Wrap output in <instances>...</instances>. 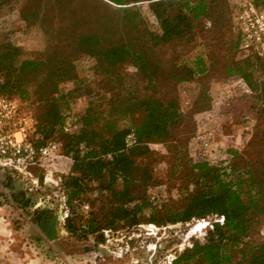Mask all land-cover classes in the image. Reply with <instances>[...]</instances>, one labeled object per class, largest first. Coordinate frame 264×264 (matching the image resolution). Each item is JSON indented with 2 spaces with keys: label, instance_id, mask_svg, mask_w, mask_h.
Returning <instances> with one entry per match:
<instances>
[{
  "label": "trees",
  "instance_id": "obj_1",
  "mask_svg": "<svg viewBox=\"0 0 264 264\" xmlns=\"http://www.w3.org/2000/svg\"><path fill=\"white\" fill-rule=\"evenodd\" d=\"M250 1L264 8V0ZM13 2L21 4L27 26L42 30L46 43L41 51L25 53L11 38L0 41V96L49 104V116L40 117L29 137L34 144L56 141L71 159L62 175L69 209L65 228L81 239L99 233L97 241L104 242L106 229L203 219L194 225L199 230L212 217L204 235L191 237L167 264H264V238L252 239L256 215H264V126L246 148L226 146L219 163L195 160L188 149L197 135L195 115L208 116L223 129L239 115L246 120L243 109L249 106L264 124V56L253 51L222 64L226 43L239 45L235 24L243 3L0 0V10ZM143 3L157 21L155 29L143 16ZM190 45V55L182 54ZM86 55L95 59L93 71L100 77L96 93L82 92L88 78L77 61ZM126 65L130 70L124 72ZM218 69L227 81L210 89ZM237 76L251 95L230 88ZM67 82L73 87L65 90ZM183 82L200 86L188 112L176 90ZM82 94L89 100L77 113L70 103ZM69 123L76 129L66 130ZM158 142L173 143L171 175L180 180L179 198L169 202L151 194L161 154L151 144ZM90 201L97 205L84 210ZM221 216L223 222L215 220Z\"/></svg>",
  "mask_w": 264,
  "mask_h": 264
},
{
  "label": "rangeland",
  "instance_id": "obj_2",
  "mask_svg": "<svg viewBox=\"0 0 264 264\" xmlns=\"http://www.w3.org/2000/svg\"><path fill=\"white\" fill-rule=\"evenodd\" d=\"M243 2L244 0H230L232 6H238ZM20 5L18 2H13L12 4L3 6L0 10V41L5 38H11L22 46L25 53L41 51L45 46L46 37L37 25L27 26L20 15ZM141 9L149 27L155 29L157 21L149 10L147 3L141 4ZM221 41L224 43L226 40L222 39ZM226 45L227 51L226 55L222 56V64L225 62L231 63L233 60H241L246 57L240 52L238 46H230L229 42ZM191 49L192 45L184 47L182 54L189 56ZM169 54L172 56L173 53ZM77 65L82 71L81 73L85 74L88 78L87 83L82 87V92L92 89L95 93L99 92L101 89L100 77L93 71L95 59L88 55L82 56L77 61ZM122 70L125 72V70H130V67L126 65ZM215 77L217 78L211 81L210 89L215 86L216 90H218L227 81L224 70L218 69ZM231 85L232 87L230 88L236 89L239 94L241 93L235 82H231ZM63 87L65 90H68L73 87V83L67 82ZM176 90L181 98L183 111L188 112L199 93V84L196 82L179 83ZM245 94L251 95V92ZM105 96H108V94H105ZM2 97L18 99L21 103L22 111L33 116L36 123L44 114L49 116V104L47 101L31 105L25 103L18 95L0 96V98ZM88 100L89 97L87 95H79L71 100L70 107L78 113L87 106ZM243 110H246L248 115L246 120L249 122L243 120L241 115H239L234 119H230V122L226 123L223 129H220L212 119L209 121L206 119V116L195 115L193 123L189 121L188 125L192 123L194 133L202 132L208 136L209 132H211L214 153L222 155L227 146L226 144H231L235 140L241 143L237 148H246L257 127L259 125L264 126L261 123L262 119H258L255 110H250L249 106H245ZM193 138H190V143L193 141ZM225 138L230 139V141L223 143ZM172 145V142L151 144L153 149L161 153L158 158L159 160L155 163L154 173L157 182L152 186L151 194L160 195L161 199L166 198L165 202L179 198L178 186L180 180L171 175L174 162V158L172 157L174 148ZM188 149H190V145ZM61 154L62 157H58L51 176H47L45 170L39 166L31 169V175L0 171V204L9 205V207H6V210L0 211V217H2L1 215H5L6 218H9V228L25 239L34 240L41 232L42 236L38 239L41 244L40 246L45 248L44 243L47 242L46 240L53 242L57 250L54 247L50 249L55 250L56 253L61 252L68 256V264H167L169 259H172L177 252L191 243V237H202L206 227L209 226L206 223L201 229H194L195 223L203 219H195L187 223H169L161 226L142 222L133 227L104 230V242L97 241L99 233L90 235L87 239H81L76 234L67 230L64 225L69 209L66 205V196L62 187V175L69 170L71 159L63 153ZM46 177L50 179H46ZM2 180L6 184L2 183ZM3 184L9 188L8 191L3 188ZM20 187H23L21 191L18 189ZM164 194L165 197L162 196ZM92 202L94 201H90L88 207H84V210H91L93 206L97 205V202L94 204ZM48 211L58 216L57 230L59 236L55 239L47 238L44 231L40 228L42 218L44 216L47 219L50 218L47 214ZM205 220L210 223L212 217H208ZM255 220L256 233L253 234L252 239L259 241L264 238V215L257 214ZM35 240L37 241V239ZM102 248H106L109 251L103 252ZM57 261L62 262L61 259H57Z\"/></svg>",
  "mask_w": 264,
  "mask_h": 264
},
{
  "label": "built area",
  "instance_id": "obj_3",
  "mask_svg": "<svg viewBox=\"0 0 264 264\" xmlns=\"http://www.w3.org/2000/svg\"><path fill=\"white\" fill-rule=\"evenodd\" d=\"M209 24V23H208ZM235 29L239 34L238 48L247 56L253 51L264 56V8L256 6L250 0H244L237 15ZM235 82L240 91L250 93L251 89L245 80L237 76ZM236 90V89H235ZM210 121V117L206 116ZM33 116L21 109V103L16 98H0V170L32 174L35 166L42 167L45 174H52L53 169L62 157L58 143L50 140L45 144H34L30 140V133L35 126ZM77 125L71 123L65 126L66 130H74ZM211 132L209 135L198 132L190 143V153L195 160H206L210 163H219L225 158L223 154H215L212 148ZM131 142V135H128ZM239 141L234 142V147H239ZM48 177H46L47 179ZM88 207V205H84ZM223 222V217L215 219ZM211 226L209 222H206ZM171 259L168 260L170 262ZM167 262V263H168Z\"/></svg>",
  "mask_w": 264,
  "mask_h": 264
},
{
  "label": "crops",
  "instance_id": "obj_4",
  "mask_svg": "<svg viewBox=\"0 0 264 264\" xmlns=\"http://www.w3.org/2000/svg\"><path fill=\"white\" fill-rule=\"evenodd\" d=\"M230 139L223 140V143H228ZM226 144L227 146H233L234 142ZM222 143V142H221ZM2 171V170H0ZM5 172V171H3ZM7 172V171H6ZM5 172V173H6ZM4 183V180H2ZM6 184V183H4ZM4 184L2 186H4ZM8 191L6 185L3 187ZM20 191L23 187L18 188ZM18 196V195H17ZM6 207L9 205H1L0 211L6 210ZM0 217V264H68V256L63 253H56L55 250H51V247H54L53 242L46 240L44 243L45 248H42L40 245V236L42 233H39L34 240H29L21 237L16 232L14 233L8 226L9 218H6L5 215ZM22 241V243H21ZM49 248V249H46ZM57 250V248H55ZM50 254H49V253ZM59 254V255H58ZM55 256V257H54ZM71 256V255H70ZM56 259V260H55ZM57 259H61L62 262H58Z\"/></svg>",
  "mask_w": 264,
  "mask_h": 264
},
{
  "label": "water",
  "instance_id": "obj_5",
  "mask_svg": "<svg viewBox=\"0 0 264 264\" xmlns=\"http://www.w3.org/2000/svg\"><path fill=\"white\" fill-rule=\"evenodd\" d=\"M47 214L50 216V218L47 219V217L44 216L40 223V228L44 231L47 238L55 239L59 236L57 230L58 216L53 214V212L51 211H48ZM102 251L107 252L109 250H107L106 248H102Z\"/></svg>",
  "mask_w": 264,
  "mask_h": 264
}]
</instances>
